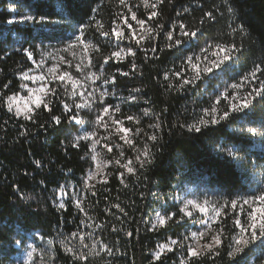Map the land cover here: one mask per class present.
I'll return each instance as SVG.
<instances>
[{
  "label": "trees",
  "instance_id": "obj_1",
  "mask_svg": "<svg viewBox=\"0 0 264 264\" xmlns=\"http://www.w3.org/2000/svg\"><path fill=\"white\" fill-rule=\"evenodd\" d=\"M128 3L139 5L132 10L137 13L138 19L146 20L145 29L151 27L159 31L158 36L155 32L148 34L131 21L130 13L119 4V0H71V9L65 0H31L30 7H20L18 0H0V93L3 94L0 96V264H9L12 255L19 251L16 241L23 242L22 233L34 230L52 241L53 257L48 264H74L71 253L66 249L75 251L80 247L79 239L71 237V233L78 229L85 234L94 231L95 239H102L113 249L112 256L106 253L95 256V239H85L83 243L88 245L86 254L92 256V264H181L182 261L183 264H261L264 257H261L255 245L242 254L228 256V252L234 250L235 238L238 236L239 230L233 224L237 214L242 222L243 213L239 208L235 212L228 209L226 215L223 211L216 223L222 243L212 250L200 252L198 257L190 261L186 247L182 250L174 246L173 251L161 254L160 261L154 260L152 253L157 245L167 243L170 238L182 239L190 235L198 227V221H193L194 217L181 222H177V217L156 229H152V224L156 211L163 214L165 207L169 211H177L189 187L205 188L231 199L227 196L228 189L233 193H247L250 188L264 186V171L250 169L246 178L241 180L244 174L240 167L226 154L219 153L216 147L222 141L225 144L236 141L243 144L251 158L259 163L264 158L261 138H249L240 129L259 125L264 119V104L254 101L255 108L246 120H230L215 125V130L207 131L204 135L190 136L175 127L178 122L192 123L198 119L201 108H210L214 103L215 96L219 95L217 89L223 91L226 85L239 83L256 65L264 72V0H229L234 17L227 13L223 0H164L163 4L157 6L158 16L152 21H147V11L141 0H128ZM14 5L18 11L13 10ZM216 8L224 15H219ZM93 10H96V19L102 21L105 31H111L115 20V26L130 35L126 25L117 19L121 13L128 16L129 23L136 30L134 40H124L120 44L125 51L132 47L135 57L129 55L122 61L109 60L103 64V71L109 77H116L118 98H114L113 105H120L118 119L133 129L135 142L142 153L147 135L150 134L149 125L157 123L155 119L143 115L145 109L158 115L163 127H171L173 132L171 135L165 134L162 152H157L151 143L148 144L154 159L143 169L138 166L133 148L127 147V157L131 156L135 160V174H128L121 166H111L107 175L94 182L87 192L83 202L88 214L85 217L71 203H68L66 210H59L52 201L57 199L53 189L59 185L69 183L75 188L81 186L82 177L93 163L90 159V142H81L79 148L72 147L74 137L80 135L79 126L74 122L69 123L62 116L63 107L55 97L50 101L45 99L51 112L43 105L35 110V123L9 112L5 98L21 91V73L33 66V59H38L42 52L52 46L74 40L72 27L65 29L63 24L68 22L78 29L89 22ZM208 11L213 12L216 20L204 16ZM25 14L46 15L49 20L61 23L41 25L7 22ZM233 19L245 26L244 33H232L231 28L236 26L232 23ZM177 21H182L189 31L201 29L197 37L189 42L190 47L181 45L178 49L166 46L172 43L166 38L168 31H173V39L179 38L178 25L175 30L171 28ZM157 24H163V29H157ZM142 36L144 39H141ZM152 36H155L154 40ZM135 40H141V46H137ZM84 41L88 43L90 56L98 68L103 63V57L117 50L114 42L101 37L93 28L85 29ZM231 44L237 47L244 45L243 51L238 54L239 58L230 62L235 66L216 78H211V73H203L202 69L211 66L214 52L219 50L215 45L226 47ZM209 45L213 47L209 48ZM96 46H99L98 52L94 51ZM153 46L156 48L155 53L151 51ZM23 48L32 51L31 59L23 52ZM205 48H208V52L202 53L201 50ZM188 56H192L193 62L201 69V78L181 90L182 79L192 78L196 74L195 70L187 66ZM133 59L137 65L134 72L131 71ZM117 69L129 72V75L123 76ZM176 72H180L181 76H176ZM165 73L168 74L167 80L164 78ZM257 76L264 79L262 73H257ZM5 84H8L7 88ZM137 88L141 91L134 93L133 89ZM247 91V85H244L236 95L243 96ZM57 95L65 99L61 92L57 91ZM131 95H136L137 99L130 100ZM216 107L218 112H222L227 109V103L221 99ZM53 115L62 117L61 125L51 123ZM128 115L136 117L140 123L126 120ZM41 124L44 128H40ZM21 125L24 127L21 128ZM25 129L27 135L21 136L20 133ZM137 129L140 131L137 132ZM181 159L185 168L180 167ZM35 160H40L44 167L37 168L33 163ZM121 171H125L123 183L119 178ZM13 185H18L22 193L34 199L22 203ZM115 204H119L127 215L114 208ZM81 221L84 223L81 224ZM101 223L103 229H96L95 224ZM113 226L116 231L112 230ZM126 232H132V237H128Z\"/></svg>",
  "mask_w": 264,
  "mask_h": 264
},
{
  "label": "snow or ice",
  "instance_id": "obj_2",
  "mask_svg": "<svg viewBox=\"0 0 264 264\" xmlns=\"http://www.w3.org/2000/svg\"><path fill=\"white\" fill-rule=\"evenodd\" d=\"M164 0H154V2L150 3L149 0H141L142 6L147 11V21H152L157 18V6L163 4ZM171 2V0H169ZM19 6H31V0H18ZM65 3L68 5L69 9H71V0H65ZM224 6L226 7V11L231 16H235L233 8L229 3V0H223ZM119 4L123 6L124 9L130 13L131 21H134L136 25L139 26L141 30H145L148 34L155 32V35H159V31L152 29L149 27L145 29L146 20L145 19H138L137 13L133 11V7H139V5H134L128 3V0H119ZM14 11H18V8L14 5ZM185 12L188 11L187 8L184 9ZM215 11L219 13V15L223 16L224 13L219 12V9L216 8ZM89 18V22L87 24H82L78 29L72 26L70 23L65 22L63 27L67 29L68 27H72L73 29V37L74 40L72 43L66 45L65 50L71 48L74 43L81 45L85 50H87V45L84 42L85 37V29L93 28L96 32L99 33L101 37L108 39L110 42H114V46L117 48L116 51H113L111 55L103 57V63L100 65V73L99 75L92 73L89 71V77L92 80V84H95L97 80H100V84L96 87H92L91 90L85 89V85L83 83H79L76 79H74L71 74L67 71L63 72L62 74H57L55 67L49 69V72L52 73L51 80L57 82V85H62L63 82L66 80L71 87V92L66 93L70 96L71 103L65 102V100L61 99L57 95L56 87L49 88V83H41L40 87L37 89L36 87L29 88L28 84H24L23 87L28 90L31 94L29 100L25 103L23 107L16 105L15 108L13 106V101L16 99L15 95H10L5 98L7 110L12 112L16 117H22L24 120L28 121L31 120L35 123L33 118V113L36 109H39L41 105L44 108L51 112L52 109L48 106V103L45 101V97L50 101L53 97L59 100L60 104L63 107L62 116L66 118L69 123H75V125L79 126L78 131H80V135L74 137L72 141L73 148H79L81 142H91V152L94 153L91 155L90 159L94 162L97 159V155L99 153L96 152V147L98 144L101 143L102 139H107V137H98L97 131L94 130L97 127H102L106 131L109 129V121L105 119V117H109L111 120V124L115 127V132L119 135V139L124 141L125 144L129 146H134L133 141L128 139V134L131 132L130 128L123 127V121L119 119H111L116 115V113L120 112V105L110 104L107 102L108 97L115 96V91L110 92L108 89L109 87H114L116 77L113 75L110 78L103 77V64H107L109 60H115L117 62L126 59L129 55L133 58L135 57L136 53L132 47L127 48L125 51L123 48L120 47V44L124 40H134L136 38V30L133 28V24L129 23V18L127 15H123V13L117 16V19L121 21L123 25H126L127 29L130 31V35H126L123 29L117 28L115 26L116 22L113 21V27L111 31L104 30V24L101 20L96 19L95 12ZM71 15V11L69 13ZM180 13H177L179 16ZM204 16L209 20H216V16L213 15L212 11H208L204 13ZM9 24L14 22L24 23V22H32V23H39L44 25L45 23L49 24H60V21H51L49 17L46 15H20L16 20H8ZM204 23V20H201V24ZM236 26L231 28L232 33H236L239 31L240 33L245 32V26L243 24L238 23L235 19L232 20ZM179 27V38L173 39V31H168L166 33V38L172 43H168L166 46L168 48L177 47L184 45L185 47H190V41L197 37V33L201 32L200 28H196L194 30H187V26L182 21H177L171 25L173 30L176 27ZM157 29L162 30L163 24H157ZM77 32L79 34H77ZM153 40L155 36L151 37ZM141 39H144L142 36ZM137 46H141V40H135ZM54 47V46H53ZM209 48L213 47V45H209ZM215 48L219 49L218 51L214 52V59L211 63V66H206L202 69L203 73H211V78H216L219 76H223L225 72L229 69L233 68L235 65L230 63L234 60V58L238 59V54H240L243 49L244 45L241 44L237 47L235 44L228 45L226 47H221L220 45H215ZM23 52H25L29 59L32 58V51L28 48H23ZM94 51H99V46L94 48ZM147 49H145V53H147ZM152 53L156 52L155 46L151 48ZM163 51V49H161ZM202 53H207L208 48L202 49ZM123 53V55H122ZM147 58V57H146ZM207 59V56H205ZM196 60H199V56L196 57ZM35 63V61H33ZM67 63L71 64L70 61ZM87 66L90 68L92 65L91 58L87 61ZM187 66L191 69L195 70L196 74L192 78H183L180 83V89H184L186 85H192L195 83L196 80L201 78V69H199L198 64L193 62V57H187ZM39 68L40 65H37ZM75 68L78 71H83L84 69L81 67V64H76ZM137 65L135 60L133 59L131 63V71H136ZM214 70H217L214 72ZM117 71L120 72L123 76H128L129 72H122L119 69ZM257 73H262V69L259 65L247 75H244L239 83H232L231 85H226L223 91L217 89L216 91L219 92V95L215 96V101L211 105L210 108H201V114L198 119H196L192 123H183L178 122L175 127L179 128L182 132L194 136L196 134L204 135L207 131L215 130L213 126L215 125H222L224 122L230 120H246L252 113L253 109L255 108V104L253 103L256 101L257 103L264 104V79H260L257 76ZM176 76H181L180 72L175 73ZM22 79L25 81H44V75L40 76H30L28 72L21 73ZM165 80L168 79V74L165 73L164 75ZM78 85V86H77ZM244 85H247L248 91L243 96H237L236 92L239 91ZM5 88L8 87V84L4 85ZM229 88L231 89V94L229 93ZM83 89V91H82ZM141 90L139 88L133 89L134 93H139ZM43 94V96L41 95ZM3 94L0 93V96ZM259 98V100H257ZM130 100L135 101L137 99L136 95H131L129 97ZM223 99L224 102L227 103V109L218 112L216 105L221 102ZM94 109H98L95 121L92 124L86 122L83 117L80 116L81 112H92ZM143 115L150 118L155 119L157 123L149 125L150 134L147 135V142L145 143L144 150H143V157L141 159L140 156L136 157V161L140 169H143L146 164H151L154 159V154L148 147V144L151 143L153 147L156 148L157 152H162L164 147V136L165 134L171 135L173 129L171 127L165 129L163 127L162 122L160 121V117L151 112L150 109H145L143 111ZM128 121H134L136 124H139L140 121L136 117L132 115H128L126 118ZM249 123H255L253 121H248ZM51 123L55 125H61L62 117L53 115L51 117ZM21 128L24 126L21 125ZM40 128H44V125L41 124ZM140 130L137 129V132ZM241 133L246 134L249 138L259 136L261 138V144L264 145V119L259 122L258 126L241 128ZM21 136L27 135V129L20 133ZM103 147L107 149L108 152L112 151V148L107 144H103ZM217 150L219 153L226 154L228 158H230L236 165H238L243 172V176H241V180L245 179L247 176L248 171L259 170L264 171V158H261V161L253 160L251 158L250 153L245 149L243 144H240L236 141H233L229 144H225L223 141L221 144L217 145ZM120 155L123 156V151L121 150ZM83 159V157H82ZM37 168H42L40 160L33 161ZM109 163H113L109 161ZM114 163L116 165H121V161L119 159L115 160ZM131 161L124 163L121 167L128 173V174H135L136 169L129 166ZM181 168H185L186 165L181 159L180 163ZM179 171V169H177ZM69 171H71L69 169ZM125 171H121L119 173V178L121 183L124 181ZM28 175V173H25ZM104 169L97 164L94 169H89L87 174L82 177V183L77 190L75 186L65 183L59 185L58 188L53 189V193L57 196L56 200H53L52 203L59 209V210H66L68 203H71L79 212L83 213L85 217H87V212L84 209L83 202L87 198V192L93 187L92 184L89 182L94 180L96 177H103ZM146 179V177H145ZM103 182L106 183V180ZM43 184V181L40 182ZM179 186V184H178ZM12 187L15 188L16 195L19 197L22 203H26L27 201L34 199L31 195H26L20 191V187L18 185H13ZM46 187V186H45ZM95 195V193H93ZM143 195V193H141ZM227 196L232 197L231 199H225L223 197L219 199H209L207 196H204L202 200L196 199H186L181 201L182 206L178 207L177 211L172 212L169 211L167 207L164 208L163 214L160 211L155 212V222L152 224V229H156L158 226H164L168 221H173L174 218L178 217L177 222L185 221L186 219H192L194 214H202L206 217V222L202 225L203 230L200 231H192L190 235L183 236L177 239H169V243L157 245L156 250L152 253L153 259L156 261L161 260V254L165 252L173 251L171 246H178L180 249L187 248V252L189 253L188 259L189 261L192 258L198 257L200 253L197 251V240L198 238H204L206 231L210 229L211 224L209 222L214 221L217 217L221 215V212L224 211L225 215L227 214V210L231 209L232 211H236L238 208L240 212L243 213L244 222H241L239 218V214H237L236 218L233 220L234 227L237 228L238 236L235 238V245L233 251L228 252V256L232 257L236 253H244L246 249H249L252 245L256 246V249L260 252L261 257H264V207H256V205L264 206V186L257 189H249L247 193H233L231 189L227 190ZM67 201V203H66ZM245 206H247V210L245 211ZM123 215H127L124 212V209L120 207L119 204H115L113 206ZM106 211L110 212V209H106ZM84 221H81L83 224ZM91 228V225H88ZM104 225L95 224L96 229H103ZM113 231H116L115 226L112 228ZM223 231V229H221ZM128 237H132V232L125 233ZM71 237L77 238L80 241V247L75 251L71 248H67L66 251L71 253L73 257L74 264H92V256L86 254V249L88 248L87 244H84L83 241L85 239H95L96 233L94 231H89L85 234L81 230H77L76 232L71 233ZM246 237V238H245ZM43 239V237H42ZM210 239L214 242V245L219 246L222 242L216 235H211ZM17 244L21 243V241L17 240ZM51 243V241H48ZM212 243L207 245L209 250L213 249L214 246ZM93 247L97 248L95 252V256H100L101 253H106L108 256L114 255L113 249L109 247L108 244H105L102 239H95V243ZM231 247V245H230ZM34 251V249H33ZM119 251V249H117ZM215 255H219L218 252H214ZM32 259V252H28V260ZM183 264V261L181 262ZM261 264H264V260H262Z\"/></svg>",
  "mask_w": 264,
  "mask_h": 264
},
{
  "label": "rangeland",
  "instance_id": "obj_3",
  "mask_svg": "<svg viewBox=\"0 0 264 264\" xmlns=\"http://www.w3.org/2000/svg\"><path fill=\"white\" fill-rule=\"evenodd\" d=\"M69 43H72V42H68L67 44ZM67 44L60 45V46H54V47L52 46L49 49L42 52L38 59L36 60L33 59V61H35V63H33V66L24 72H28L30 76L44 75L45 80L44 81H25L22 79L23 82H22L21 91H19L18 93L12 94L16 96V99L13 101L14 108L16 105L23 107L31 96L28 90L23 87L24 84H28L29 88L36 87L38 89L41 83H49L50 81L51 82L49 83V88L56 87V91L62 93V96L65 98L64 99L65 102L71 103L70 96L66 94V93L71 92V87L68 84V81L66 80L65 82H63L62 85H57V82L51 80L52 73L49 72V69L53 67H55L57 74H62L65 71L69 72L71 76L77 80L78 85L79 83H83L85 85V89L91 90L92 87H96L100 84V80H97L95 84H92V80L90 77L86 79V77H88L89 75V71L99 75L100 70H101V68L97 67V64L95 63L93 58L90 56V48H89L88 43L85 42V44L87 45V50H85L81 45L76 44V43H74L71 48H68L67 50H65ZM89 58H91L92 65H93L90 68L87 66V61ZM67 61H70L71 64L67 63ZM78 63L81 64V67L84 69L83 71H78L75 68V65ZM37 65H40V67L38 68ZM103 73L104 75L103 77H101V79L110 78L109 74H106L104 71ZM108 90L110 92L115 91L116 93L115 96H110L106 98L108 103L113 104L114 100H116L114 98H118V89L114 85V87H109ZM41 95L43 96V94ZM97 111L98 109H94L90 113L81 112L80 116L83 117V119L86 122H88L89 124H92L95 121ZM105 119L109 121V129L106 131L102 127H97L94 130L97 131L98 137H107V139H102L101 143L97 145L96 152L99 153V155H97L96 161H94L92 163V166L89 168V169H94L95 166L99 164V166L104 169L103 177L107 175L108 170L111 168V166H114V167L121 166L124 163L131 161V164L129 166L134 167V164H135L134 158L131 156L127 157V154H128L126 151L127 147L133 148V153L135 154V158L137 156H140V158L142 159L143 157L141 150H139L137 147V142H135V135H134L133 129L126 126V124H124L123 122V127L131 129V132L128 134V139L133 141L134 146H129L125 144L124 141L120 140L119 135L115 132V127H118V125L113 126L111 124L110 118L107 116L105 117ZM111 119H118L117 113ZM105 143H107L112 148L111 152H108L107 149L103 147V144ZM90 146H91V142H90ZM121 150L123 151V156L120 155ZM93 154L94 153H92V155ZM117 159L121 161V165H116L114 163V161ZM109 161H112L113 163H109ZM103 177H96L94 180L90 181L89 183L93 185L94 182L100 180ZM79 188L80 186L76 187L77 190H79ZM204 196H207L209 199H219L222 197L220 194H218L215 191H209L205 188L198 189L194 187H189L188 191L185 193L184 200L186 199L202 200ZM256 207H263V206L256 205ZM220 216L217 217L214 221L209 222L211 224V227L210 229H208V231H206L205 237L198 238L196 244H197V251L199 253L209 250L207 248L208 244L212 243L214 245V242L210 239L211 235H216L220 239L219 231L216 225V223L220 219ZM241 217H242V223H243L245 219L243 214ZM193 221H198V227L194 231H200V230H203L202 225L206 222V217H204L202 214H194ZM22 234H23L22 239L24 241L17 244V248H19V251H17L14 255H12L11 261L9 262V264H48V262L52 260V257H53L52 241L48 237H46L44 234L39 232L38 230H34V231L22 233ZM48 241H51V243H48ZM167 243H169V241ZM167 243H161L160 245L167 244ZM171 247L173 248L174 246H171ZM216 247L217 246L214 245L213 249ZM234 247H236L235 244H234ZM30 251L32 252V259L29 261L28 252Z\"/></svg>",
  "mask_w": 264,
  "mask_h": 264
}]
</instances>
